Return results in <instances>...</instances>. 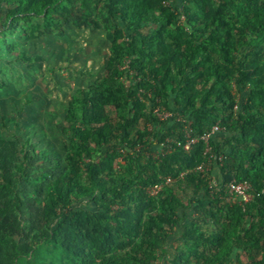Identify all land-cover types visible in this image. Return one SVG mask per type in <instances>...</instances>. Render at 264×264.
<instances>
[{
  "label": "trees",
  "instance_id": "16d2710c",
  "mask_svg": "<svg viewBox=\"0 0 264 264\" xmlns=\"http://www.w3.org/2000/svg\"><path fill=\"white\" fill-rule=\"evenodd\" d=\"M162 2L79 0L80 13L74 14L73 0H0L8 7L5 18L38 15L45 29L71 19L89 30L103 28L112 50L104 79L81 89L65 108V152L62 158L44 164L53 177L52 189L39 199L43 210L38 220L27 196L32 190L30 180H20L25 201L18 198L12 206L30 212L29 231H38L39 240L32 246L23 242L28 234L16 226L20 239L14 243L0 230V264H17L23 257L28 260L39 246L50 253L57 251L61 258L74 255L73 264H119L123 258L115 254L117 249L127 256L146 258L154 244L145 215L164 220L173 229L189 209L195 216L183 226L181 236L193 246L181 252L180 259L217 264L235 246L259 250L260 259L252 264H264V0H216V6L192 24L189 13L174 6L173 0ZM124 12L132 26L128 40L122 28L112 24ZM180 12L185 24L179 22ZM149 24L157 28L150 34L142 32ZM187 31L200 38L188 51L180 37ZM233 52H240L238 60ZM124 58L129 68L120 64ZM122 75L124 82L118 80ZM232 82L240 91L238 96ZM147 100L153 108L186 114L192 137H200L219 122L221 130L209 144L215 156L211 161L220 175V191L209 188L210 170H195L206 159L201 139L187 150L170 142L154 157L146 156L142 146L136 148L130 128L141 121H159L154 112L144 114ZM108 106L117 110L116 120ZM175 126L180 129L183 124L175 120ZM217 134H221L219 141L214 140ZM137 135L142 138L146 132ZM166 138L185 140L183 132L160 136L162 142ZM116 143L127 152L124 173L114 166L117 153L111 147ZM107 144L111 146L97 155V149ZM0 166L8 183L0 184V190H7L13 178L5 159H0ZM82 173L88 186L83 184ZM168 176L174 183L165 187L164 197L146 194L145 187ZM233 179L251 184L252 199L235 205L239 218H249L248 226L240 229L222 215L227 197L224 186ZM73 196L76 200L86 197L96 206V216L107 220V236L102 240L95 242L86 229ZM9 221H5L6 229L13 226Z\"/></svg>",
  "mask_w": 264,
  "mask_h": 264
},
{
  "label": "rangeland",
  "instance_id": "374dc122",
  "mask_svg": "<svg viewBox=\"0 0 264 264\" xmlns=\"http://www.w3.org/2000/svg\"><path fill=\"white\" fill-rule=\"evenodd\" d=\"M168 1L171 2V0H163L162 3L167 4ZM173 2L179 10H186L189 13L190 24L196 19H202L205 13L216 6V0H173ZM7 9L6 5L0 4V159L2 161L5 159L13 182L9 189L0 190V230L4 231V235L10 237L14 243H18L20 233L15 231L18 226L19 231L24 230L28 234V237L23 238V242L32 246L39 240V233L35 230L29 231L30 212L12 206L18 198L25 201V190L20 180H30L32 190L27 196L31 200L33 209L38 213V220L43 210L39 199L52 189L53 177L44 170V164L52 159L62 158L65 152L63 144L66 135L62 132L65 108L81 89H87L97 80L104 79L106 64L112 55V50L103 28L89 30L71 19L59 27L45 29L41 16L21 14L5 18ZM72 10L74 14L80 13L79 0H73ZM181 21L180 24H185V16ZM112 24L122 28L125 40H128L129 35L132 34V26L127 13L124 12L116 17ZM156 28L155 25L149 24L141 31L150 34ZM180 37L185 40L184 47L187 51L200 39L197 34L190 31L183 32ZM234 55L238 60L240 52ZM261 57L264 58V51ZM32 58L38 60L32 61ZM125 59H121L120 64L125 63ZM130 78H132L131 74ZM118 80L124 82L125 77L122 75ZM232 88L238 96L240 91L234 82ZM107 109L113 120H116L117 110L113 106H108ZM143 112L145 115L154 112L159 121L151 122L150 119L138 122V125L130 128L129 132L138 144L136 148L142 146L146 150L144 151L146 156L154 157L166 148L160 140L162 134L183 132V127L179 129L175 126V120L186 119V114L180 115L179 111L175 112L173 109L169 111L153 108L150 100L146 101ZM138 131L146 132V136L139 138ZM220 138L221 134L214 136L215 141H219ZM111 144L97 149V155ZM115 145L111 147L117 153L114 166L119 173H124L123 166L126 163L127 152L118 143ZM207 161L211 177L218 179L220 175L214 163L210 159ZM81 176L84 186H88L84 173ZM3 183L8 184L3 178V170L0 166V184ZM173 183L172 179L167 187L172 186ZM173 188L180 195L176 186ZM161 196H165L164 192ZM73 200L74 207L79 209L77 212L79 217L94 241L98 242L107 236V220L96 216L97 208L94 203L88 201L86 197L76 200L73 196ZM24 204L27 206L26 202ZM236 204L237 201L226 200L222 215L233 220L235 226L240 229L248 226L249 218H239L235 211ZM116 209L117 207L113 206V210ZM194 216L192 209L187 210L181 223L170 229L164 220L154 221L145 215L144 219L151 224L148 232L154 244L153 249L146 258L133 254L127 256L126 251L117 249L114 251L115 254L122 255L123 258L119 264H170L172 261L179 264H199L192 259L186 261L178 257L181 252L193 246L191 242L182 238L181 232L183 226L193 221ZM8 219L13 226L6 229L4 225ZM74 258V255L61 258L57 251L50 253L44 246H39V249L32 252L31 258L28 260L25 257L20 258L17 264H44L49 260H53L55 264H73ZM254 259H260L259 250H244L234 246L221 263L217 262V264H252Z\"/></svg>",
  "mask_w": 264,
  "mask_h": 264
},
{
  "label": "built area",
  "instance_id": "2783aa9c",
  "mask_svg": "<svg viewBox=\"0 0 264 264\" xmlns=\"http://www.w3.org/2000/svg\"><path fill=\"white\" fill-rule=\"evenodd\" d=\"M169 2V1H168ZM184 14L180 12L178 15L179 21L183 20ZM182 22V21H181ZM125 68H129L128 61L125 62ZM234 109H237V104L234 106ZM157 114V113H156ZM179 121L183 124V133H184V142L178 141L175 139L166 138L165 142L162 145L168 148L170 146V142L175 143L177 145H182L185 150L189 149L190 145L196 142L198 139H201L205 143V161L196 166L195 170L198 172H207L208 168V159L215 158L211 152V147L209 144V140L212 136L221 130V126L219 122L215 123L210 130L204 132L200 137H192L191 135V127L190 122L187 119H179ZM220 159V157H218ZM183 174V173H182ZM181 174V175H182ZM172 182V178L170 176L165 177L159 182L148 185L145 187V192L149 197L156 198L162 195L163 190ZM209 188L211 191L218 192L221 189L220 181L215 178H211L209 180ZM225 192L227 194L226 200L239 201V202H247L252 199V194L250 193L251 184L247 180L236 181L235 179L228 182L225 186Z\"/></svg>",
  "mask_w": 264,
  "mask_h": 264
}]
</instances>
